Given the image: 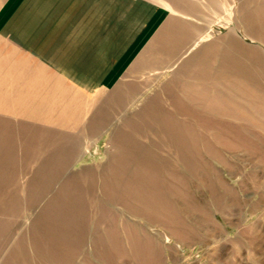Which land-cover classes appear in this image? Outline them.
<instances>
[{
	"label": "rangeland",
	"instance_id": "obj_1",
	"mask_svg": "<svg viewBox=\"0 0 264 264\" xmlns=\"http://www.w3.org/2000/svg\"><path fill=\"white\" fill-rule=\"evenodd\" d=\"M234 6L225 45L203 48L216 79L185 74L179 95L130 111L110 94L89 113L99 94L85 105L57 79H0V264H264V0ZM211 85L233 111L179 109L210 108ZM200 121L217 126H180Z\"/></svg>",
	"mask_w": 264,
	"mask_h": 264
},
{
	"label": "crops",
	"instance_id": "obj_2",
	"mask_svg": "<svg viewBox=\"0 0 264 264\" xmlns=\"http://www.w3.org/2000/svg\"><path fill=\"white\" fill-rule=\"evenodd\" d=\"M234 8V0H0V79H34L41 86L43 80L57 79L85 97V105L99 94L89 113L110 94L114 104L128 97L122 112L130 111L141 97L148 103L166 95L163 89L167 96L179 95L185 74L194 73V81L216 79L213 69L218 70L219 58L204 55L203 48L223 44L219 31L234 32ZM223 13L228 16L220 30L217 23ZM189 49L197 50L187 57ZM135 80L145 83L136 86ZM214 85L208 89L214 97L210 108H181L182 101H176L179 109L233 111L222 107L228 97L218 102ZM18 88L11 86L6 94L26 93L21 84ZM194 102L189 100L190 105ZM109 111L108 103L89 122L96 135L108 124ZM201 123L180 126H217Z\"/></svg>",
	"mask_w": 264,
	"mask_h": 264
}]
</instances>
